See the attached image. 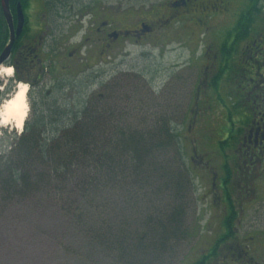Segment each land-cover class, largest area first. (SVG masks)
I'll list each match as a JSON object with an SVG mask.
<instances>
[{"label":"flooded vegetation","instance_id":"obj_1","mask_svg":"<svg viewBox=\"0 0 264 264\" xmlns=\"http://www.w3.org/2000/svg\"><path fill=\"white\" fill-rule=\"evenodd\" d=\"M19 4L24 26L1 65L12 75L0 81V109L23 83L28 115L19 133L13 123L0 129V157L7 153L4 138L25 137L49 108L73 99L75 107L68 110L74 115L83 111L89 101L81 98L88 76L83 74L77 86V74L102 62L121 43L142 45L162 31L160 39L176 37L194 45L164 89L178 84L184 110L174 122L187 125L188 167L207 184L203 195L213 209L210 241L186 264H264V0H166L128 26L102 11L76 45L68 35L55 39L56 6L45 0L10 3L15 30ZM6 27L4 47L10 36ZM208 122L219 125L212 138L200 131ZM208 137L219 149L198 153L197 141L207 145Z\"/></svg>","mask_w":264,"mask_h":264},{"label":"trees","instance_id":"obj_2","mask_svg":"<svg viewBox=\"0 0 264 264\" xmlns=\"http://www.w3.org/2000/svg\"><path fill=\"white\" fill-rule=\"evenodd\" d=\"M6 39L0 10V53ZM132 84L106 86V92L89 99L77 115L59 106L49 108L47 117L30 126L29 134L16 139L13 152L0 157V191L10 196L37 188L62 196L63 188L72 187L73 201L82 197L89 210L77 218L95 222L81 228L89 244L119 264H147L134 263L133 253L164 254L180 234L187 235L180 232L186 216L182 198L191 192L192 178L185 168L178 125L170 116L163 111V118L146 126L148 130L130 123L136 103ZM160 195L171 201L162 200L158 209L151 196ZM69 203L63 205L67 215ZM98 211L113 213L110 220L115 224L104 228L105 217ZM122 212L126 216H116Z\"/></svg>","mask_w":264,"mask_h":264},{"label":"rangeland","instance_id":"obj_3","mask_svg":"<svg viewBox=\"0 0 264 264\" xmlns=\"http://www.w3.org/2000/svg\"><path fill=\"white\" fill-rule=\"evenodd\" d=\"M164 1L166 0H45V2L53 3L56 6L57 12H53V16L57 21V28L53 36L57 40L62 35H68L67 39L69 38L71 45L79 43L89 24L93 23L94 18H97L102 11H109L108 13L114 20L128 26L136 19L137 15L150 16V12ZM31 2L38 4L41 3V0H31ZM57 7L60 8L57 9ZM116 10L121 12L118 13ZM161 35H163L162 31L142 45H137L133 41H125L113 50L108 55L109 57H104L102 62L99 64L95 62L92 66L84 69L83 73L77 74L73 78V84L77 86L82 84V77L85 73L88 76V85L85 86V92L81 95L82 102L87 98L92 99L97 94H104L106 86L130 82L133 83V94L136 100L134 116L132 115L130 123L141 125L148 130L154 123L157 124L158 119L163 118V115L160 114L163 111L172 118L173 122L177 121L179 113L182 109L184 110L177 89L178 84L170 85L167 90L164 89V86L171 81V77L180 72L181 62L183 63L188 58L189 52L192 53L195 49L193 44L187 46L178 42L176 37L170 41L160 39ZM7 78L8 76L1 72V83H4ZM123 86L121 85L119 88L123 89ZM66 102L68 104L65 101L61 102L62 111L69 109L71 104L75 107L73 99L72 101L66 99ZM25 121L21 129L26 127L27 122ZM174 123L178 125L177 129L182 137L184 154L189 152L190 155V150L187 147H191V143L185 136L187 125L179 122ZM218 126V124L208 122L203 125L200 131L203 135L205 133L212 138V132L215 128H219ZM5 127L0 126L1 131ZM21 129L15 128L13 131L17 134ZM198 131L199 129L194 132L198 134ZM209 137L206 138L207 145L204 142L205 145L201 144V140L197 141L199 146L196 150L198 153L203 149L206 151L208 147L219 149V145H215V142L209 143ZM3 141L7 147V153L4 155L6 157L16 148L17 140L10 136L4 138ZM221 146L223 147V143ZM188 164L185 155V168L192 178V188L191 192L182 198L186 216L183 219L180 232L187 231V235L180 234L176 242L169 246V252H163L164 254L157 252L150 256L148 253L145 255L140 252L133 253L134 263L142 260V263L147 264H186V261L196 258L208 245L211 237L210 217L213 209L203 195L207 184L191 175ZM19 193L9 196L0 191V264L121 263V261L110 258L101 249L91 246L87 238L84 237V231L81 228L95 224V222L91 221L92 218L88 222H82L77 218L79 212L89 210L84 208L82 197L79 201H73L72 198L76 196L72 187L63 188L62 196H59L55 191H52L49 196L37 188L33 191L31 189L28 192ZM164 197V195L151 196V202L154 203L155 208H162V200L165 203H170V198ZM69 202H71V210L77 207L80 210H70L71 214L67 215L63 205H69ZM98 215L105 217L101 220V225L104 228L109 224H115L114 219L110 220L113 213L106 211L100 212ZM119 215L126 216L123 212L116 214L118 217ZM118 217H116L117 223ZM170 243L172 244V242ZM157 255L162 257L156 261Z\"/></svg>","mask_w":264,"mask_h":264},{"label":"bare ground","instance_id":"obj_4","mask_svg":"<svg viewBox=\"0 0 264 264\" xmlns=\"http://www.w3.org/2000/svg\"><path fill=\"white\" fill-rule=\"evenodd\" d=\"M6 76L12 75L11 69L0 68ZM0 72V74H1ZM28 87L20 84L14 95L7 100L0 109V124L7 126L13 123L16 128L21 129L28 115V103L26 100Z\"/></svg>","mask_w":264,"mask_h":264},{"label":"water","instance_id":"obj_5","mask_svg":"<svg viewBox=\"0 0 264 264\" xmlns=\"http://www.w3.org/2000/svg\"><path fill=\"white\" fill-rule=\"evenodd\" d=\"M0 8L10 31L9 41L0 53V67H1V65H3V63L8 59L16 37H18L22 32L25 18H24L23 10L19 4V8L17 10V28L15 30L13 18L10 11V0H0Z\"/></svg>","mask_w":264,"mask_h":264}]
</instances>
